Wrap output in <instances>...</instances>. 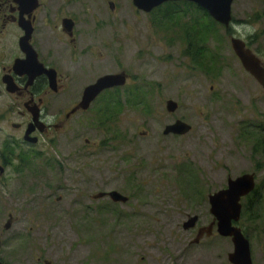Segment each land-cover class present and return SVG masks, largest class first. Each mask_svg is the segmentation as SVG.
<instances>
[{"label": "rangeland", "instance_id": "rangeland-1", "mask_svg": "<svg viewBox=\"0 0 264 264\" xmlns=\"http://www.w3.org/2000/svg\"><path fill=\"white\" fill-rule=\"evenodd\" d=\"M185 2L164 3L159 13H143L131 0H123V28L119 19L111 32L116 63L106 71H126L131 91L106 92L95 100L94 117L86 118L94 130L80 131L81 143L90 140L92 152L78 157L71 148L60 149L58 158L48 159L46 189L20 193L11 181L7 187L0 183V232L7 231L3 227L11 217L10 232L30 230L18 246L41 251L40 258L52 264H60L62 252L69 250L105 253L107 264H164V253L173 260L176 250L187 245L184 237L191 238L181 228L186 213L204 214L208 194L225 187L229 177L254 173L255 201L250 198L248 212L243 208L241 222L252 264H264V90L243 70L229 40H244L264 63V0H234L230 27L213 26V73L205 70L204 57L185 53L192 37L195 51L206 43L196 38L197 30H186L188 25L196 27L202 13ZM120 33L123 38L115 43ZM115 94L122 95V105L132 102L108 125L99 114L104 108L109 112L106 102ZM167 100L178 104L175 112L166 111ZM176 119L189 124L191 131L164 135V128ZM110 191L128 201H91V195ZM30 200L39 202L26 207ZM199 200L206 202L201 208ZM208 244L212 255L204 264L218 263V256L232 249L227 239ZM69 258L66 264H76L78 255Z\"/></svg>", "mask_w": 264, "mask_h": 264}, {"label": "flooded vegetation", "instance_id": "flooded-vegetation-1", "mask_svg": "<svg viewBox=\"0 0 264 264\" xmlns=\"http://www.w3.org/2000/svg\"><path fill=\"white\" fill-rule=\"evenodd\" d=\"M122 5L123 0H0V183L3 186L7 187L11 181L10 186L14 185L20 193L46 189L48 159L58 158L60 149L71 148L78 157L92 152L90 140L84 139L81 143L83 133L80 131L94 130L87 120L94 117L93 103L106 92L131 91L127 87L130 78L126 71L118 66L114 71H106L115 60L111 48L112 28L119 19L123 28V19L119 16ZM153 9L156 11L157 7ZM153 9L138 11L150 13ZM122 38L123 33H120L115 43H120ZM119 62L122 63L121 59ZM108 75H120L121 85L101 89L103 92L86 110L79 108L83 92ZM52 163L57 166V162ZM10 176L14 178L11 180ZM226 188L227 184L219 190ZM253 193L254 190L240 198V216L237 221L230 220L231 227L239 229L248 241L251 264L250 242L241 219L245 209L242 202L246 203ZM94 195L90 196L91 201L95 200ZM208 197L209 194L204 214L197 210L186 213L181 228L191 234V238L184 237L187 245L176 250L178 257L174 256L173 260L169 252L164 253L161 260L164 264L172 261L189 264L185 258L193 264H201L198 260L204 264L212 255L209 248L213 243L209 246L208 242L218 243L221 239H227L232 249L219 255L216 264L240 262L238 259L236 263L231 262L232 238L218 233V218L210 212ZM199 201L196 205L201 208L206 202ZM38 202L30 200L25 206ZM87 212L93 220V211ZM193 217V226L184 229L183 224ZM12 223L11 217L3 227L7 231L0 232V264H52L40 258L41 251L18 246L30 230L10 232ZM77 255L76 264H107L105 253H76V250L62 252L60 264H66L69 257Z\"/></svg>", "mask_w": 264, "mask_h": 264}, {"label": "water", "instance_id": "water-1", "mask_svg": "<svg viewBox=\"0 0 264 264\" xmlns=\"http://www.w3.org/2000/svg\"><path fill=\"white\" fill-rule=\"evenodd\" d=\"M186 1L195 4L205 10L208 15L219 25L229 28L232 23L231 5L234 0H132L133 5L138 10L149 12L166 2ZM231 49L239 60L243 70L248 73L264 90V63L261 59L246 46L244 40L231 36L229 38ZM120 75H108L100 78L95 84L89 86L83 92L82 99L78 105L82 110H86L90 103L103 91L104 88H110L121 85L118 80ZM125 76L123 74V84ZM165 109L168 113H173L178 109V104L173 100L165 102ZM191 130L189 124L176 120L174 123L167 125L163 134L184 135ZM255 188V175L245 173L236 178L227 179V188L216 191L209 195L210 212L218 218V233L223 236L232 238L234 250L229 255L231 262L237 264H251L249 256V244L247 239L241 234L240 230L231 227L230 220H238L240 216V198L251 193ZM108 197L114 203H126L128 198L117 191L99 192L93 199H102ZM195 217L190 218L183 224L184 229L193 226Z\"/></svg>", "mask_w": 264, "mask_h": 264}, {"label": "trees", "instance_id": "trees-1", "mask_svg": "<svg viewBox=\"0 0 264 264\" xmlns=\"http://www.w3.org/2000/svg\"><path fill=\"white\" fill-rule=\"evenodd\" d=\"M165 5L166 6H172V5H174V3H172V2L165 3L163 5V7ZM192 6H193L194 9H196L199 12L202 13V18H201V21H197L196 22L197 25H196V27L194 29L192 28L191 25H188L186 27V30L187 29H189L191 31L197 30L196 38L199 39V41L206 40V43H202L201 46H199V49L197 51H195L194 45H193L194 42H195V38L192 37L191 41H194V42H193V44L191 45L190 48L187 47L185 53L187 55H189L191 58L193 56H195V57L197 56L199 59L201 58V56L204 57V59L206 60V62H205L206 65L204 66L205 67V70L208 73H213V71H211L212 70V64H211V62L212 63L215 62L216 61V58L213 55V51L211 50V47H210L211 46V43H210V41H211V39L214 40V37L216 38V36L212 33L213 26L216 25V22L213 19H211V17L208 15V13L205 10H203L202 8H200V7H198V6L194 5V4ZM159 8H157V10L156 11H153V12L159 13L161 11V8L160 9ZM171 14H173V13H171ZM171 14L168 13L167 16L169 17V15H171ZM202 19L204 21H206V22L203 23ZM198 64H201L199 60H198ZM216 66H217V62L215 64V67ZM115 98H118V99H115ZM120 98H121L120 94H119V97H117V96H110V97H108V100H107L106 104L109 107V112H105L107 110V108H104V110L101 111L100 114H99V117L102 118L105 121V123H107L108 125H110L109 121H110L111 117L116 112L123 111V107L130 105L131 102H132V101H126L125 100V101H123V105H122L121 104V101H120ZM262 135H264V133ZM263 141H264V136H263ZM180 172L183 173L182 171H180ZM185 177H188V175L185 174ZM254 196H256V190H255V194L253 193V195H252V200L254 199L253 198ZM254 201H255V199H254ZM256 202H257V199H256ZM252 203H253V201H251V199H248L247 200V202L245 204V213L250 210V207L252 206Z\"/></svg>", "mask_w": 264, "mask_h": 264}]
</instances>
